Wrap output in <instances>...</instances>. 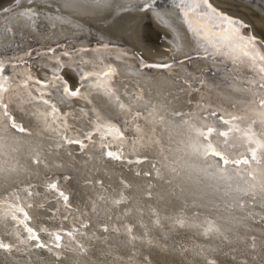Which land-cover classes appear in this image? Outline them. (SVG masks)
Segmentation results:
<instances>
[{
  "label": "snow or ice",
  "instance_id": "snow-or-ice-1",
  "mask_svg": "<svg viewBox=\"0 0 264 264\" xmlns=\"http://www.w3.org/2000/svg\"><path fill=\"white\" fill-rule=\"evenodd\" d=\"M157 7V0H143L139 6L144 12H150ZM175 9L179 13L177 18L181 19L192 37V43L198 49L197 56L200 57L202 52L203 59L211 58L214 61L219 59L225 64V68L221 76L213 80L205 78L203 69L197 77L174 76V79L182 80L183 83L176 94L169 93L172 95L171 103L167 99L163 104L154 102V97L146 100L145 92L138 84L130 90L126 79H121L124 73L117 65L108 62L102 54L85 59L90 52L111 51L113 46L110 43L101 42L95 49L81 46L71 50L57 45L36 53L37 57L43 56L49 63L58 64L59 69H74V76H69L60 70H54L44 79L34 77L30 71L21 76L15 72V69L17 66H28L26 58L32 57V49L26 51L23 56H9L7 60L0 56V174L23 170L19 161L13 162L5 158L7 153L4 152V148L7 142L34 134L24 101L15 98L6 87L15 84L28 103L40 101L45 106L44 112H33L31 115L35 116L45 128L55 131L58 138L57 148L78 145L80 151L86 153L90 146L98 147L101 159L106 157L110 161L141 166L133 171V176L148 181L143 194L146 203L142 204L139 201L133 202V197L129 194L133 188L130 179L124 178L117 188H111L106 186L101 178L92 174L86 175L85 186L96 193V198L90 200L93 212L96 211L98 200L110 203L113 208L123 209L115 216L106 210L104 219L91 225V215L86 210L87 205L84 208L79 206L74 208L70 201L69 189L62 187L54 177L46 175L43 187L46 193L52 195L57 205L52 210L50 219L55 220L58 215L61 217L59 227L52 230L43 226H39L37 230V227L29 225L28 222L33 219L28 211L33 204L29 201L40 197L41 194L36 190L37 185L30 180L18 181L17 186L10 189L7 194L0 193V209H6V215H10L17 226H22V228H14L13 240L6 241L3 233H0L2 252L46 249L56 264H64L66 252L74 253L78 259L87 258L92 252L93 240L106 244L111 233L121 232L133 247L137 241H142L149 246L155 244L161 251H166L167 246L154 240L151 234L152 228H163L165 222L175 231L199 229L200 235L204 237L218 236L227 240L228 237L221 232L215 218L204 216L201 219L202 213L199 211L189 213L186 189L183 185L174 183L180 172L175 166V161L169 159L168 153L172 151L204 160L212 157L216 161V173L221 177L227 175L228 168L245 169L251 182L250 187L237 189L243 192L244 196L238 198L236 203L245 213L241 217L242 221L255 216V213L247 210L245 197L254 200L257 189L264 192V36L245 34L244 30L248 26L243 21L228 16L210 0H178ZM27 12L33 16L37 14L35 9H28ZM173 15L175 16V13ZM187 46L186 41L185 47ZM57 48L61 51L57 52ZM126 56L127 53H123L116 59H123ZM62 57H68L71 62L63 61ZM180 64L183 66V62ZM228 64L231 68L227 67ZM174 66L175 62L147 64L142 59L138 65L143 70L156 68L166 69L169 72H174ZM8 68L12 71L9 75H5ZM248 69H251L253 75L248 74ZM190 81H195L197 86L193 87ZM60 89L66 97H80L87 100L89 105H93V101L88 97L95 90L106 98V105L80 108L75 115L72 111L61 112L57 104L52 101L51 95L52 91ZM232 90L242 93L244 99L240 102H232L230 104L232 110L229 111L218 101L225 93ZM203 91L215 95L216 100L211 96H204ZM192 92H195L199 99L195 104L191 99L186 100L185 103L190 108L184 111L180 94L191 96ZM121 116L124 117L123 123L115 122L114 117ZM76 117L84 120V128L76 129L69 126L68 120ZM157 125H165L175 130L176 135H169L167 146L163 142V137L157 132ZM256 125L259 127L256 128ZM125 126L135 129L136 139L129 142L134 149H139L133 153L136 157L134 160L129 158L125 147L126 134L123 130ZM31 160L37 167L42 164L48 167L39 151L32 154ZM145 163L149 165L147 169L142 167ZM189 167L196 171L195 165ZM166 170L171 174V178L166 175ZM63 179L70 182L68 176H64ZM187 179H192L191 172ZM161 183L169 186L167 192H155L156 185ZM153 200L156 201L155 204L147 203ZM177 201L183 202L177 203ZM39 206L43 207V204ZM192 207H196L195 200L192 201ZM145 215L148 216L147 221L144 219ZM260 221L264 224V216L260 217ZM65 222L69 224L66 225ZM139 229L143 231L140 232ZM40 233H47L48 238L42 239ZM251 246L255 248V237H252ZM196 247L199 249L197 255L204 258V264H217L218 257H212L205 251L203 245ZM179 251L186 253L188 249L181 246ZM110 254V249L108 252L101 251V256ZM129 259L131 260L132 257ZM144 264H152V260L145 257Z\"/></svg>",
  "mask_w": 264,
  "mask_h": 264
},
{
  "label": "bare ground",
  "instance_id": "bare-ground-1",
  "mask_svg": "<svg viewBox=\"0 0 264 264\" xmlns=\"http://www.w3.org/2000/svg\"><path fill=\"white\" fill-rule=\"evenodd\" d=\"M142 2L143 0H115V2L113 0H0V25H4L0 28V56L7 60L9 56H23L26 51L32 49V57L26 58L28 66H17L15 69V72L21 76L30 71L34 77L44 79L50 76L54 70L74 76V69H59L58 64L49 63L46 57H37L36 53L57 45L71 50L81 46L95 49L101 42L110 43L113 46L111 51L90 52L85 56V59L102 54L108 62L117 65L119 70L124 73L121 79H126L130 90L138 84L145 92L146 100L154 97V102L161 104L165 99L171 103L172 95L169 93L176 94L177 89L183 83L182 80L174 79V76L197 77L200 70L206 68L208 70V72H204L206 79L213 80L221 76L222 72L217 71L215 67L220 64L219 62L212 63L201 58L183 61V66L180 62H175L174 72L156 68L140 69L138 65L141 59L147 64L168 62L173 64L179 58H190L191 54L198 51L196 45L192 43L190 33L187 32L181 19L177 18L179 13L175 9V4L178 1L157 0L158 7L150 12L140 10L139 6ZM210 2L222 12L227 13L228 16L244 21L248 26L244 33L249 31L258 37L264 36V0H210ZM28 9H35L37 14L34 16L28 14ZM26 23L27 29L21 25ZM14 24H17L16 29L13 27ZM4 28L10 31L9 37L6 32L2 33L1 30ZM11 34L12 38H10ZM28 36H31L32 39L24 41V38L26 40ZM186 41L187 47H185ZM60 51L61 49L57 48V52ZM123 53H127V56L123 59H116ZM61 59L71 62L68 57ZM213 69L214 73H209ZM11 71L12 69L8 68L5 71L6 75H9ZM190 83L193 87L197 86L195 81H190ZM6 87L15 98L24 101L34 134L7 142L4 148V152L7 153L5 158L13 162L19 161L23 170L17 173L0 174V193L7 194L10 189L17 186L18 181L22 180H30L34 185H37L36 190L41 196L29 201L33 204V207L28 209L33 217L28 222L30 226L37 227V230L39 226L50 230L59 227L61 219L59 215L55 220L50 219L53 214L52 210L57 205L52 195L46 193L43 187L46 175L54 177L62 187L69 189L70 201L74 208L77 206L84 208L87 205L86 210L91 215V225L104 219L106 210L115 216L123 209L113 208L110 203L98 200L96 211L93 212L90 200L96 198V193L82 183L88 174L101 178L103 183L111 188H117L122 179L128 178L133 184L129 193L133 197V202L146 203L143 200V194L148 181L142 177L135 178L133 176L134 168L141 166L128 164L126 165L127 169L123 166L124 162L122 161H110L106 157L101 159L98 147L90 146L86 155L82 152L76 153L77 155L71 153L76 145L57 148L58 138L55 131L45 128L35 116L31 115L33 112L42 113L45 111L42 102L28 103L15 84L6 85ZM202 94L216 100V96L210 92L203 91ZM51 95L52 101L57 104L61 112L72 111L74 115L80 108L88 109L93 105L102 107L106 105V98L96 93L95 90L88 97L93 101V105H89L87 100L80 97H66L61 89L52 91ZM45 99L47 98L45 97ZM188 99H191L195 104L199 96L195 92H192L191 96H184L181 93L180 100L184 104V111H188L190 108L185 103ZM243 99L242 93L232 90L225 93L218 102L225 104V108L230 109L227 105L232 102H240ZM179 106L177 105V107ZM123 119L122 116L114 117L115 122L121 124ZM68 123L71 128L82 129L85 127L84 120L79 117L70 118ZM258 127L259 125H256V128ZM156 128L158 134L163 137L165 146H167L169 135H176L174 129L165 125H157ZM123 130L126 134L127 154L129 158L135 157L133 153L139 149H134L133 145L129 143L136 139L135 129L125 126ZM36 151L42 154L48 167L43 164L38 167L32 164L31 156ZM67 152H70L71 155H68ZM168 155L170 161H175V166L180 172V176L174 183L185 187L190 206L189 213L199 211L202 213L201 219L204 216L215 218L221 232L228 239L223 240L218 236L204 237L200 235L199 229L175 231L165 222L163 228H152L151 234L154 240L167 246L166 251H161L155 244L149 246L142 241H137L133 247L128 243L123 232L111 233L106 244L102 241H92V252L87 258L78 259L74 253L66 252L64 264H144L145 257H149L152 264H157V262H161V264L164 262L166 264H204L203 256L197 255L199 249L196 246L198 245H203L205 251L212 257H218L217 264H264V224L260 220L253 219L264 216V192L257 189L254 200L245 197L248 204L247 210L255 213L254 217L246 221L241 220L245 213L239 209L236 203L238 198L244 196V193L237 189H249L250 187L251 182L248 180L245 169L228 168L227 175L221 177L219 173H216V161L212 157L204 160L176 151H172ZM190 165H195L196 171H193L189 167ZM142 167L147 169L149 165L145 163ZM200 169L207 171L201 172ZM256 170L258 171V169ZM190 172L192 179L188 180ZM64 174L69 176L70 182L63 179ZM166 175L171 178V174L167 170ZM151 182L156 183L155 181ZM168 187L167 184H157L155 192L165 193L168 191ZM193 200L196 201V207H192ZM250 200L251 203H249ZM182 202L177 201V203ZM147 203L155 204L156 201ZM40 204H43V209L39 206ZM61 211H63L62 208ZM170 211L171 209H169ZM144 219L147 221L148 216L145 215ZM14 224L15 221L6 215V209H0V233H3V238L6 241L14 239L12 235L14 228H22V226ZM65 224L68 225L69 222H65ZM149 227L151 228V225ZM139 231L143 230L139 229ZM40 235L42 239L48 238L47 233H40ZM97 235L102 236L103 234L97 233ZM252 237H255V248L251 246ZM181 246L186 247L188 251L186 253L179 251ZM109 249L110 255L101 256V251L108 252ZM133 253H135L134 256ZM116 257H120V259H116ZM130 257H132L131 260ZM0 264H56V261L46 249H34L30 252L13 250L11 253H4L0 250Z\"/></svg>",
  "mask_w": 264,
  "mask_h": 264
},
{
  "label": "water",
  "instance_id": "water-1",
  "mask_svg": "<svg viewBox=\"0 0 264 264\" xmlns=\"http://www.w3.org/2000/svg\"><path fill=\"white\" fill-rule=\"evenodd\" d=\"M176 1H178V0H176ZM230 17H232V16H230ZM238 19V18H237ZM239 20H241V19H239ZM242 21V20H241ZM244 22V21H243ZM245 23V22H244ZM246 24V23H245ZM247 25V24H246ZM245 34H247V35H253V34H251L249 31H247V33H245ZM190 58H188V59H186V57L185 58H179L178 60H176V61H174V62H177V63H179V62H183V61H187V60H191V59H196V58H201V57H203V53L201 52L200 53V57H198L197 56V52H195L194 54H191L190 56H189ZM201 59H203V58H201ZM205 60H209L210 62H212V63H214V62H219L220 64L219 65H216L215 67L217 68V71H219V72H222L223 73V70H224V68H225V64H223V63H221V61L219 60V59H217V60H213V59H211V58H208V59H205ZM169 63V62H168ZM171 63V62H170ZM227 67L228 68H231V65L230 64H228L227 65ZM5 75H6V73H4ZM248 74L249 75H253V73L251 72V69H248ZM62 90V89H61ZM223 105V107H225V104H222ZM228 107H230V105H227ZM232 109H231V107H230V109H229V111H231ZM72 152L73 153H80L81 151H80V149H79V146L78 145H76V148L75 149H73L72 150ZM84 155H86L85 153H83ZM130 159H136V157H132V158H130ZM117 162H119V161H117ZM126 165H128L127 163H124L123 164V166L124 167H126L127 169H128V167L126 166ZM129 168H131V167H129ZM138 167H136V168H134V170L135 169H137ZM133 170V171H134ZM247 175V174H246ZM64 176H68L67 174H64L63 175V177ZM69 177V176H68ZM82 183H84V181L82 182ZM85 184V183H84ZM249 203H251V200H250V202ZM10 216V215H9ZM11 217V216H10ZM255 221H259L260 220V217H255V218H253ZM15 225V224H14Z\"/></svg>",
  "mask_w": 264,
  "mask_h": 264
},
{
  "label": "rangeland",
  "instance_id": "rangeland-1",
  "mask_svg": "<svg viewBox=\"0 0 264 264\" xmlns=\"http://www.w3.org/2000/svg\"><path fill=\"white\" fill-rule=\"evenodd\" d=\"M40 13L42 12V11H39ZM23 13V12H22ZM41 20H42V18H41ZM42 22V21H41ZM44 23V22H43ZM21 25H23V28H25V29H27L28 27H27V23L24 25V24H21ZM33 25H35L36 26V24H33ZM1 26H4V25H0V28H1ZM10 26V25H9ZM17 26V24H14V28ZM31 28H33L34 29V27L33 26H31ZM16 29V28H15ZM2 31V33H4V32H6V34L8 35V37H9V33H10V31H7V28H4V29H2L1 30ZM11 33H13L12 31H11ZM12 34H11V37L10 38H12ZM31 36H28L27 37V39L25 40V38H24V41H29V40H31L32 38H30ZM29 39V40H28ZM64 39H66V38H64ZM64 39H61V40H64ZM33 42V41H32ZM39 47V46H38ZM214 69L213 70H210V72L209 73H214ZM204 72H208V70H207V68L204 70ZM46 98H48L47 96H46ZM68 153V155L70 154V152H67ZM71 153H73V152H71ZM74 154V153H73ZM77 155V154H76ZM78 155H80V154H78ZM81 156V155H80ZM50 175H48V177H49ZM42 209H43V207H41ZM45 209V208H44Z\"/></svg>",
  "mask_w": 264,
  "mask_h": 264
}]
</instances>
